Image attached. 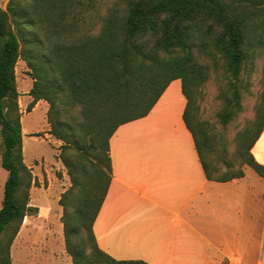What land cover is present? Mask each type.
<instances>
[{
    "label": "trees",
    "instance_id": "16d2710c",
    "mask_svg": "<svg viewBox=\"0 0 264 264\" xmlns=\"http://www.w3.org/2000/svg\"><path fill=\"white\" fill-rule=\"evenodd\" d=\"M27 60L34 79L28 107L48 103L49 133L70 179L61 195L65 250L72 264H148L117 260L98 245L94 222L112 180L110 139L144 118L174 80L187 100L184 121L208 180L264 179L252 148L264 130V88L255 118L235 137L200 119L195 95L218 76L226 128L242 109V74L261 63L264 86V0H8L0 4L1 167L7 171L0 208V264L30 206L34 178L24 162L16 65Z\"/></svg>",
    "mask_w": 264,
    "mask_h": 264
},
{
    "label": "crops",
    "instance_id": "0c3cea01",
    "mask_svg": "<svg viewBox=\"0 0 264 264\" xmlns=\"http://www.w3.org/2000/svg\"><path fill=\"white\" fill-rule=\"evenodd\" d=\"M186 105L174 80L147 116L110 139L113 174L93 226L97 243L117 260L148 264H262L264 179L245 169L241 179L208 180ZM252 153L264 165V130Z\"/></svg>",
    "mask_w": 264,
    "mask_h": 264
},
{
    "label": "rangeland",
    "instance_id": "374dc122",
    "mask_svg": "<svg viewBox=\"0 0 264 264\" xmlns=\"http://www.w3.org/2000/svg\"><path fill=\"white\" fill-rule=\"evenodd\" d=\"M107 1L111 0H103ZM7 2L8 0H0L1 7L6 8ZM262 69L259 63L254 70H247L242 74L245 84L242 90L245 93L242 109L226 128H223L217 117L223 106L218 98L219 85L227 82L223 70L220 69L218 76L212 75L209 81L199 87L195 95L200 119L224 132L231 150L234 149L238 131L255 118L258 96L264 88ZM31 72L27 60L21 58L16 65L18 105L22 122L24 162L31 169L34 178L29 204L37 208V211L24 220L20 235L12 246V263L71 264V257L65 250L62 207L59 203L61 195L70 186V179L58 157L61 142L49 133L48 103L41 100L28 111L33 100L30 95L34 83ZM1 156L0 140V162ZM243 169L252 174L250 167L244 166ZM7 175V171L0 165V207L4 195L3 183Z\"/></svg>",
    "mask_w": 264,
    "mask_h": 264
},
{
    "label": "built area",
    "instance_id": "2783aa9c",
    "mask_svg": "<svg viewBox=\"0 0 264 264\" xmlns=\"http://www.w3.org/2000/svg\"><path fill=\"white\" fill-rule=\"evenodd\" d=\"M262 264H264V261L262 262Z\"/></svg>",
    "mask_w": 264,
    "mask_h": 264
}]
</instances>
